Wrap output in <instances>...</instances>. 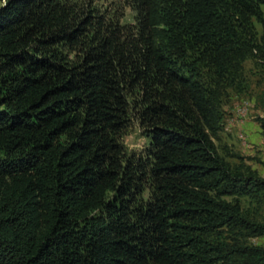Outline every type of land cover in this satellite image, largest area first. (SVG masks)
<instances>
[{"label": "trees", "instance_id": "obj_1", "mask_svg": "<svg viewBox=\"0 0 264 264\" xmlns=\"http://www.w3.org/2000/svg\"><path fill=\"white\" fill-rule=\"evenodd\" d=\"M130 1L123 25L72 0H0V264H264L210 239L256 232L224 198L264 180L214 135L216 88L248 53L234 18L264 0ZM133 110L142 155L123 143Z\"/></svg>", "mask_w": 264, "mask_h": 264}, {"label": "rangeland", "instance_id": "obj_2", "mask_svg": "<svg viewBox=\"0 0 264 264\" xmlns=\"http://www.w3.org/2000/svg\"><path fill=\"white\" fill-rule=\"evenodd\" d=\"M72 1L78 7L96 9L110 21L136 24V11L130 0ZM252 3L256 15L247 12L234 18L238 41L248 53L238 68L232 65L226 68L225 77L216 88L221 99V119L214 142L234 172L264 180V4ZM200 69L205 77L209 74L206 66L201 65ZM136 115L133 110L123 137L129 155H142L149 147L148 129ZM224 199L240 206L244 216L256 226V232L231 233L223 229L214 232L210 239L221 246L240 243L264 249V191Z\"/></svg>", "mask_w": 264, "mask_h": 264}]
</instances>
